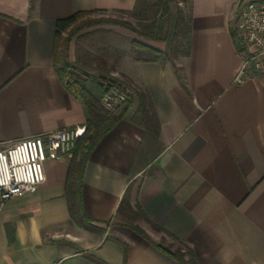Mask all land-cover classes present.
<instances>
[{
	"label": "crops",
	"instance_id": "1",
	"mask_svg": "<svg viewBox=\"0 0 264 264\" xmlns=\"http://www.w3.org/2000/svg\"><path fill=\"white\" fill-rule=\"evenodd\" d=\"M248 1L190 0V52L180 65L136 59L132 40L166 46L119 26L82 33L126 41L112 46L125 50L113 75L129 87L130 100L134 89L151 98L160 153L133 173L145 128L130 115L97 142L81 196L83 212L104 233L73 220L71 162L49 159L38 190L10 198L0 211V264H183L154 244L163 236L187 244L203 264H264V82L252 69L241 75L236 30ZM136 4L0 0V144L87 125L84 102L55 68L56 23L75 13L132 11ZM126 192L161 229L139 221L149 239L116 218Z\"/></svg>",
	"mask_w": 264,
	"mask_h": 264
},
{
	"label": "trees",
	"instance_id": "2",
	"mask_svg": "<svg viewBox=\"0 0 264 264\" xmlns=\"http://www.w3.org/2000/svg\"><path fill=\"white\" fill-rule=\"evenodd\" d=\"M157 2L159 0H137L132 11L119 12H131L138 20L147 21L149 20L148 12L153 11L155 18L161 20L159 34L155 32L153 24L138 29L128 22L116 19L92 20L78 24L80 16L87 14L84 12L59 19L56 23L55 68L69 92L84 102L88 113L86 135L77 143L74 149V157L71 160V174L67 186L69 210L73 220L93 232L104 233L105 230L96 227L85 215L82 208L81 184L85 163L90 152L105 133L120 120L130 115L133 122L145 128V135L133 167V173H136L141 169V166L150 164L159 155L161 129L151 98L137 89H134V96L123 111L108 113L103 109L102 98L111 86L117 85L126 90L129 88L122 79L113 75L116 64L124 55L125 50L122 47H117V50L112 47L117 45L114 44L117 40L111 43L105 42V38L109 36L107 33L78 34L87 27L103 24L121 26L145 39L166 44V49L160 50L146 43L132 40L131 52L136 59L175 64L177 57L189 55L191 19L189 15L185 16L181 9L174 10L171 0H160L162 5L160 11L156 7ZM97 35L100 37L99 39H96L95 36ZM75 36L79 42L76 45V60L72 63L69 60V53ZM87 38L92 40L86 46ZM109 60H112V63ZM179 70L177 67L179 79L184 82ZM78 157L79 160L76 161ZM116 218H121L133 230L147 239L149 236L138 225L139 221L149 222L155 229L161 230L149 219L139 203L132 204L129 192L124 195ZM173 238L178 240L176 237ZM154 244L183 264H203L196 252L188 245V255H186L180 251L173 252L161 244Z\"/></svg>",
	"mask_w": 264,
	"mask_h": 264
},
{
	"label": "built area",
	"instance_id": "3",
	"mask_svg": "<svg viewBox=\"0 0 264 264\" xmlns=\"http://www.w3.org/2000/svg\"><path fill=\"white\" fill-rule=\"evenodd\" d=\"M236 30L243 44L241 75L252 69L264 82V0L245 3ZM129 101V91L114 85L101 105L108 113H116ZM86 132V125H81L0 144V211L10 198L38 190L46 180L45 163L49 159L71 162Z\"/></svg>",
	"mask_w": 264,
	"mask_h": 264
},
{
	"label": "rangeland",
	"instance_id": "4",
	"mask_svg": "<svg viewBox=\"0 0 264 264\" xmlns=\"http://www.w3.org/2000/svg\"><path fill=\"white\" fill-rule=\"evenodd\" d=\"M157 3L158 4L156 7L160 11L161 6H162L160 3V0ZM189 4H190V0H171V5L174 8V10H177L178 8L181 9L184 12L185 16L188 15V13H189L188 12L189 11ZM148 13H149V15H148L149 20L142 21V20H138L137 18H135L131 12H119V11H117V12H93V13H87V14L80 16L77 23L80 24V23L86 22V21L101 20V19L102 20L116 19V20L128 22L131 25H133L135 28H138V29H143L145 25H152L153 24L155 32H157L159 34V30H160V26H161L160 18H155V14L153 11L152 12L150 11ZM98 26H110V25L103 24V25H98ZM93 27H95V26H93ZM91 28L92 27L85 28L78 35H81L84 31H87V29H91ZM119 28H123V27L119 26ZM137 36H138V34H137ZM95 37H96V39L100 38L98 35ZM140 38H141V36H140ZM91 40H92L91 38H87L85 42L86 43L91 42ZM117 40L121 44H125V42H126L125 40L120 41V39H118V38H117ZM73 41H74V43L73 42L72 43H73V45L75 44L74 46L76 47L77 43L79 42V41L77 42V36L74 37ZM104 41L107 43H111L112 41H115V39L112 36H108L107 38H105ZM164 45L166 46L165 43L161 42V46H164ZM183 58H184L183 56H179L175 59V62L180 65L183 62ZM127 104H128V102L124 103V105L121 107V109L118 112L123 111L124 108H126ZM159 242L161 244L165 245L167 248L171 249V251H173V252H179L180 251V252H183L186 255H188L187 254L188 253L187 244H185L182 241L167 239L163 236L161 239H159Z\"/></svg>",
	"mask_w": 264,
	"mask_h": 264
}]
</instances>
